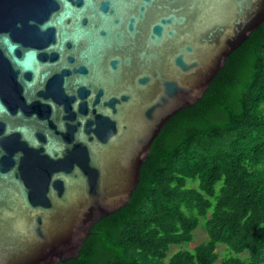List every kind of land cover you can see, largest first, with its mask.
Here are the masks:
<instances>
[{"label": "water", "instance_id": "95a60500", "mask_svg": "<svg viewBox=\"0 0 264 264\" xmlns=\"http://www.w3.org/2000/svg\"><path fill=\"white\" fill-rule=\"evenodd\" d=\"M264 0H0V264L79 256Z\"/></svg>", "mask_w": 264, "mask_h": 264}, {"label": "trees", "instance_id": "16d2710c", "mask_svg": "<svg viewBox=\"0 0 264 264\" xmlns=\"http://www.w3.org/2000/svg\"><path fill=\"white\" fill-rule=\"evenodd\" d=\"M56 264H264V21L164 124L128 203Z\"/></svg>", "mask_w": 264, "mask_h": 264}, {"label": "rangeland", "instance_id": "374dc122", "mask_svg": "<svg viewBox=\"0 0 264 264\" xmlns=\"http://www.w3.org/2000/svg\"><path fill=\"white\" fill-rule=\"evenodd\" d=\"M205 239V232H204V230L201 228V227H199L197 230H196V232H195V237H194V241L192 242V243H190L189 244V248H192V247H194L198 242H200V241H202V240H204ZM223 245H220L219 247H218V251L219 252H223V247H222ZM174 247V246H173ZM176 249L175 248H172L171 249V252H173V251H175Z\"/></svg>", "mask_w": 264, "mask_h": 264}]
</instances>
